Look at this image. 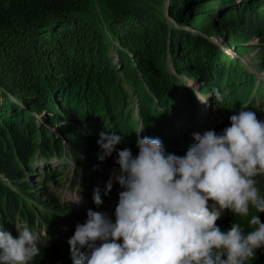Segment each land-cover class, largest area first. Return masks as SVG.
Returning <instances> with one entry per match:
<instances>
[{
	"label": "trees",
	"instance_id": "16d2710c",
	"mask_svg": "<svg viewBox=\"0 0 264 264\" xmlns=\"http://www.w3.org/2000/svg\"><path fill=\"white\" fill-rule=\"evenodd\" d=\"M113 1L118 7L119 0ZM216 1L218 8L208 10L214 0H170L168 12L172 22L179 26L189 24L197 29L206 26L209 32L226 30L227 36L234 40L262 37L264 43V20L253 7L256 0H240L238 5L247 11L233 16L230 7L235 0ZM92 3L91 0H0V222L16 221L15 212L20 209L23 212L29 206L30 210L23 212L24 218L38 221L52 244L57 239L55 230L70 218L71 208H64L56 194L47 192L41 196V190L29 185L36 174L32 166L34 158L62 148L47 124L61 126L60 132L67 140H78L74 146L94 153L98 159H89V166L102 179L103 174H109L104 167L120 171L116 162L119 151L134 150L132 146L137 140L130 134L134 119L132 113L127 114L131 100H140L139 114L147 137H157L169 118L165 114L160 118L157 108L171 114L178 110L179 105H165L177 94L176 77L165 63L167 56L178 76H197L217 86L228 66L227 57L206 43L205 38L189 35L187 30H169L146 8L133 9L127 4L122 10L109 8L107 32L92 18ZM258 9L262 11L264 4ZM233 12L236 14V9ZM213 24L216 27H210ZM110 37L118 42L121 68L109 54ZM219 69L220 74H215ZM237 75L222 91L235 98L222 105L221 111L225 110L227 116L232 106L237 107L240 100L246 99L245 92L250 93L255 87L253 72ZM122 81L133 84L134 97L127 94ZM192 92L187 89L184 96L189 97ZM183 110L180 108L178 116L196 128L197 108L189 105ZM100 119L107 126L104 133L121 137L116 151L103 162L99 159L100 135L96 138L87 130ZM182 134L187 133L183 130ZM176 135L173 132L164 138L171 144L177 141ZM77 163L82 166L80 158ZM57 171L46 172L44 186L63 178ZM83 171L81 181L89 178L86 167ZM104 180L107 181L105 176ZM251 215H260L264 222V213L255 210L249 217L234 218L246 232L251 230L248 227ZM39 249V255L30 264H69L56 245ZM247 264H264V248L257 250Z\"/></svg>",
	"mask_w": 264,
	"mask_h": 264
},
{
	"label": "clouds",
	"instance_id": "9594fccd",
	"mask_svg": "<svg viewBox=\"0 0 264 264\" xmlns=\"http://www.w3.org/2000/svg\"><path fill=\"white\" fill-rule=\"evenodd\" d=\"M230 122L220 134L195 133L196 143L183 156L166 151H173L166 138L141 136L143 130L137 134L132 152L127 148L118 152L120 171L104 167L107 181L102 177L98 184L106 201L96 188L93 199L101 206L99 212L89 210L86 222L77 224L68 241L73 264L252 260L264 248L260 215H251L247 232L238 222L222 230L218 221L225 212L241 218L252 210L264 213V189L256 179L264 176V121L242 107ZM120 143L119 135L101 132L100 161L111 157ZM136 145L139 152L134 156ZM14 224L11 229L0 222V264H30L39 247L56 245L39 236L36 227Z\"/></svg>",
	"mask_w": 264,
	"mask_h": 264
},
{
	"label": "rangeland",
	"instance_id": "374dc122",
	"mask_svg": "<svg viewBox=\"0 0 264 264\" xmlns=\"http://www.w3.org/2000/svg\"><path fill=\"white\" fill-rule=\"evenodd\" d=\"M91 1L93 2L90 8L93 13L92 18L95 22L98 23V25L103 26L104 30L109 32L106 23H108L107 19H109L111 14L108 9H113L116 7L115 5H113L114 1ZM235 1L236 2H234V4L232 3L230 7L232 11L231 16L237 14L241 15L245 13L247 11L246 7L238 5L240 0ZM217 2L218 1L214 0L213 3H210L208 5V10H214V7L218 8ZM126 4L133 9L146 8L149 13H151L154 17H156L157 20L160 21L161 24L168 26L169 30L170 28H177L184 31L187 30L190 32L189 35H192L194 37L197 36L198 38H205L206 41L205 39L202 40L212 45V48H215V50L220 54H224L227 57L226 61H228V66H226L225 68L227 75L224 73L225 77L223 78L220 85L217 86L215 84L213 85L210 80L204 81L203 79L197 76H189L185 74L178 76V74L175 73V70L171 63V59L167 56L165 63H168L169 71L176 77L177 94L173 97L170 102H167L165 105L179 106L176 108L178 110L172 114L171 112L168 113L166 109H162L160 107L157 108V111H159L158 114L160 118H162L164 114L169 118L168 120H165V122L161 126L163 129L160 130L157 137L154 138L161 139L173 132L189 130V128L192 127L190 126L191 124H186L184 122L185 120H183L182 117L178 116L177 114L180 112V108L184 109L183 111H185L189 105L195 106L197 108L198 123L204 126L207 123L206 118L213 114L215 111H219V109L226 102V100H229V98L235 100V98H233L234 95H227L222 91L227 85V83L233 82L238 76L237 74L240 73L245 74V72H253L256 75V81L254 90L250 91V93L245 92L243 96H245L246 99L242 101L240 100L239 102H255L253 106L254 108L250 109L252 111L256 110L258 108L257 106L262 104L261 106H259L258 110H264V43H262V37H254L247 41H242L239 39L234 40L230 39L227 36L226 30L219 32H209L208 30H205L206 26L204 29L193 28L189 24L179 26L178 24H175L174 21L172 22V19L170 18L168 12L170 0H119V2H117L118 7H116V9L122 10V8H124V5ZM262 4H264V0H256V2H253V7L255 9V12L259 14V16H261V19L264 20V9H262V11L259 9L257 10V7L261 6ZM234 9H236L237 11L236 14H233ZM228 13L229 12H226V14ZM253 19L251 18L252 21ZM218 20L219 19L217 17L214 18V21H216L215 24L218 23ZM215 24H213L214 26L212 25L210 27H216ZM108 39V43L110 44L111 48L109 54L114 64L119 65V67L121 68L122 65L120 64L119 54L117 53V51L119 50L118 42L112 37ZM230 62L232 63L230 64ZM220 70L221 69L217 70L218 73L215 70V74H220ZM122 85L125 88L127 94L130 97H134L133 93L135 91V87L133 86V84L131 85L122 81ZM187 89L193 91L189 97L184 96V92ZM14 99L17 101V98ZM137 100H131L129 102V111L127 110V114H133L134 120L132 122L130 134L134 135L136 140L137 134H139L142 130L143 131L140 133V135L148 136V132L145 130L146 128L143 125L144 120L139 114L140 105L138 106V104L140 100ZM208 105H210V108L206 110ZM186 111L188 112V109ZM37 122L39 124L42 123V116H38ZM199 124L197 127H200ZM47 126V128L50 129L52 133H54L53 135L56 137L57 142L61 143L59 144V146H62V148L60 150L56 148L54 151L50 152L47 155L38 154L34 158L32 166L35 169L34 171H36V174L29 180V185L32 189L41 190V196H44L47 192H51L52 194H56V196L59 197V201L61 203L63 201H66L67 204L73 206V203L77 201L81 202L84 194L80 186L77 185L73 187V183L76 180H80V176L83 174L82 172H84L83 169L85 167L87 168V173L91 176L92 180H94L96 183H99L98 177L92 174V169L90 168L88 161L89 159L97 161L98 158L94 153L89 154L82 148L74 146V144L78 142L77 139L76 142H70L69 140H67V138L60 132L61 126L48 124ZM106 127L107 126L100 119L94 122L92 124V127H87V130L92 136L96 135L97 138L101 134V132L105 131ZM185 140L186 142H190L189 137H186ZM135 150L136 151L134 156L138 155L139 152L137 145L135 147ZM79 158L82 160V166H79L77 163V159ZM54 170H60V173H62L64 179L61 177L60 179H56L55 181L49 182L47 186H44L42 181L44 175L46 174V172ZM30 182H32V184ZM11 187L13 188V186ZM234 218L240 219L239 216H235L231 212H225L223 214L222 219L218 221V226L222 230L226 231L230 228L231 224L235 222ZM66 228V231L65 229L61 231L55 243L57 248L64 252V261L69 264H73L71 248L68 243L70 229L68 227Z\"/></svg>",
	"mask_w": 264,
	"mask_h": 264
},
{
	"label": "bare ground",
	"instance_id": "6f19581e",
	"mask_svg": "<svg viewBox=\"0 0 264 264\" xmlns=\"http://www.w3.org/2000/svg\"><path fill=\"white\" fill-rule=\"evenodd\" d=\"M206 107V106H205ZM227 107H229V106H227ZM233 107V106H232ZM210 108V105H208V107H207V109L206 110H208ZM230 111V110H229ZM57 171V170H56ZM60 171V170H59ZM58 172V171H57ZM60 179V178H59ZM64 179V178H63ZM60 181V180H59ZM103 181V180H102ZM43 189V188H42ZM84 189V188H83ZM53 190V189H52ZM31 205H33V206H31V207H34V204H31ZM2 207V206H1ZM36 207V209L37 208H39V207H37V206H35ZM40 209V208H39Z\"/></svg>",
	"mask_w": 264,
	"mask_h": 264
}]
</instances>
